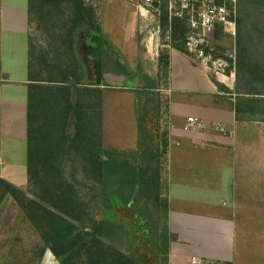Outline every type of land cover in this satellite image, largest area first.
Instances as JSON below:
<instances>
[{
    "label": "trees",
    "instance_id": "obj_1",
    "mask_svg": "<svg viewBox=\"0 0 264 264\" xmlns=\"http://www.w3.org/2000/svg\"><path fill=\"white\" fill-rule=\"evenodd\" d=\"M66 3L71 4V13L61 36H52L39 50L31 44L29 188L25 190L0 176V207L7 196H12L42 232L46 247L39 250L38 264L46 248L61 264H169L172 236L162 179L168 132L162 130L157 142L158 135L150 128L155 118L160 129L169 109L160 93L162 80L167 85L169 78V49L161 48L157 78L121 65L128 77L123 85L133 88L139 99V146L134 158L106 148L93 127L91 112H95V92H101L95 84L111 86L106 74L116 71L117 61L112 56L104 58L108 50L103 33L97 32L93 8L84 0H30L29 11L32 19L35 11L43 20L51 8ZM247 16L241 9L238 32L241 49L250 58L248 51L254 48V41L248 40L242 28ZM169 24L172 40L165 43L188 52L185 21L170 17L163 7L164 30ZM97 46L98 60L88 62L82 57V50L95 51ZM259 63L244 65L240 60L236 70L239 78L243 73V82L236 86L234 107L239 120L256 114L264 120V63ZM96 68L100 77L95 83L91 69ZM213 80L219 89L232 91L215 76ZM97 107L101 112V102ZM126 210L130 216L124 217L121 212Z\"/></svg>",
    "mask_w": 264,
    "mask_h": 264
},
{
    "label": "crops",
    "instance_id": "obj_2",
    "mask_svg": "<svg viewBox=\"0 0 264 264\" xmlns=\"http://www.w3.org/2000/svg\"><path fill=\"white\" fill-rule=\"evenodd\" d=\"M29 1L0 0V172H28L29 54L34 32ZM164 46L170 60L167 87L160 90L162 98L167 93L169 106L162 119L165 127H161L167 130L169 142L162 170L172 236L169 264H198L193 258L212 264H241L244 260L237 258L247 255L248 234L255 235L257 218H264V120L257 114L237 119L236 86L243 82L242 72L234 87L228 76L216 77L232 90L225 91L195 55ZM164 46L156 48L148 40L149 51L156 50L158 68L156 75L150 74L154 78L159 74ZM84 53L88 62L100 55L98 46ZM91 73L96 83L100 70L91 69ZM95 87H101L99 94L95 92V112H91L96 134L106 148L126 151L105 137V96L110 90L104 85ZM189 116L200 118L205 126L186 128ZM134 117L138 132L137 106ZM138 142L139 132L130 149L137 150ZM7 179L19 186L27 182V178ZM250 248L256 256L259 248ZM40 264L61 263L49 250Z\"/></svg>",
    "mask_w": 264,
    "mask_h": 264
},
{
    "label": "rangeland",
    "instance_id": "obj_3",
    "mask_svg": "<svg viewBox=\"0 0 264 264\" xmlns=\"http://www.w3.org/2000/svg\"><path fill=\"white\" fill-rule=\"evenodd\" d=\"M84 1L93 8L96 15L95 24L100 26L104 35L105 51L108 50L104 53V58L112 56L117 61L114 64L116 71L106 74L107 82L111 86L104 88L110 90L105 96L107 102L105 137L112 143L116 142L118 145L124 146L126 151L122 152H126L134 158V150L130 149V146L138 139L139 130L136 132L137 129L134 126L136 120L134 107L137 106V103L134 100L139 101V99L136 91L135 94L133 93V88L123 85L128 77L122 72L121 65L126 66L130 71L141 69L156 75L158 68L156 50L149 51L148 40L154 42L156 48L164 46L165 42L172 40L171 24L165 30L162 25L163 7L167 8L170 14V0ZM241 9H245L248 14L242 27L244 35L248 37V40L254 41V46H257L248 51L250 58L247 51L244 53L241 49L239 32L236 36H231L224 32L220 26L208 37L207 45L204 47L205 51L211 53L214 59H222L226 62L224 72L229 75L227 80L228 82L232 81L233 87L236 81L238 82V73L235 71L234 77L231 73L234 68L238 70L240 60L244 65H249L251 62L264 63V0H240L238 24ZM51 10V14H48L43 20L39 19L35 11L33 12L32 44L36 46L37 50L46 47L52 36L60 37L59 34L64 32L65 24L71 13V4L66 3L58 9L51 8ZM170 17L174 16L170 14ZM184 21L188 28L185 37V46L187 47L186 38L189 33V23L187 20ZM81 53L82 56H86L83 50ZM210 72L212 75H216L214 71L210 70ZM130 81L134 82V79L131 78ZM162 87H167L165 79L162 80ZM163 94L165 96L163 100L166 102L167 93ZM162 121L161 126L164 128L165 123ZM150 128L157 133L158 142L164 129L157 128L155 118L150 123ZM164 158L165 156H163V160ZM5 174L18 180L27 178L25 185L20 187L25 190L29 188L28 172H0V176L7 179ZM121 214L124 217L130 216V210L123 211ZM255 226V235L248 234L249 239L246 241L249 246L247 255L244 258H237L238 261L244 260L241 264H264V218H257ZM259 237L263 240L252 241V238ZM44 239L42 232L27 218L15 199L10 195L7 196L0 207V264H38L39 250L46 247ZM251 245L259 248V251L255 252L256 256L252 255ZM124 249L129 251L125 246ZM49 250L46 248L45 252ZM138 254L141 255L142 251L138 250ZM148 258H153L152 253H149Z\"/></svg>",
    "mask_w": 264,
    "mask_h": 264
},
{
    "label": "built area",
    "instance_id": "obj_4",
    "mask_svg": "<svg viewBox=\"0 0 264 264\" xmlns=\"http://www.w3.org/2000/svg\"><path fill=\"white\" fill-rule=\"evenodd\" d=\"M239 3L240 0H170L171 16L187 20L189 23V33L186 38L188 52L199 58L209 70L214 71L216 77H229L224 72V64H227L222 59H214L204 47L207 45L208 37L218 26L231 36L237 35ZM236 70L235 68L232 70L233 77ZM192 126L203 127L205 123L198 117L189 116L185 127ZM219 129L225 130V127L219 125ZM193 262L212 264L196 258H193Z\"/></svg>",
    "mask_w": 264,
    "mask_h": 264
},
{
    "label": "water",
    "instance_id": "obj_5",
    "mask_svg": "<svg viewBox=\"0 0 264 264\" xmlns=\"http://www.w3.org/2000/svg\"><path fill=\"white\" fill-rule=\"evenodd\" d=\"M97 32H98V34H102V31H101V28L99 25L97 26Z\"/></svg>",
    "mask_w": 264,
    "mask_h": 264
}]
</instances>
